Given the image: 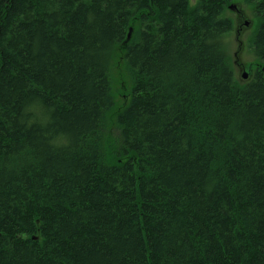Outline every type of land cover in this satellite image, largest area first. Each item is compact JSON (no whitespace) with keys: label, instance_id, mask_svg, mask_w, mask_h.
<instances>
[{"label":"trees","instance_id":"16d2710c","mask_svg":"<svg viewBox=\"0 0 264 264\" xmlns=\"http://www.w3.org/2000/svg\"><path fill=\"white\" fill-rule=\"evenodd\" d=\"M0 264H264V0H0Z\"/></svg>","mask_w":264,"mask_h":264},{"label":"rangeland","instance_id":"374dc122","mask_svg":"<svg viewBox=\"0 0 264 264\" xmlns=\"http://www.w3.org/2000/svg\"><path fill=\"white\" fill-rule=\"evenodd\" d=\"M191 3L194 4L195 0H191ZM242 12V16L245 22H248L247 26L243 25V21L237 19V16L233 12L227 11V16L231 17L233 20V29L234 31L227 38L228 52L231 55L232 64L235 70V76L241 82L249 80L252 75L253 69L256 67L252 53L250 52V38L255 30V21L249 10L244 4H237ZM242 23V25H240ZM240 27L241 31L237 30ZM120 70L123 71V68ZM124 73V71H123ZM125 74V73H124ZM246 75V79L242 78V75ZM124 79L120 78L119 80L114 81V93L116 95V105L123 103L126 100V90L127 85Z\"/></svg>","mask_w":264,"mask_h":264},{"label":"flooded vegetation","instance_id":"af4514ba","mask_svg":"<svg viewBox=\"0 0 264 264\" xmlns=\"http://www.w3.org/2000/svg\"><path fill=\"white\" fill-rule=\"evenodd\" d=\"M233 13L237 16V19H238V20H240V19L242 20V19H243V16H242V14H241L240 11L237 10V11H235V12H233ZM242 21H243V25H244V26H247L246 23H248V22H245L244 20H242ZM240 25H242V23H241ZM240 31H241V29H240V27H239L238 30H237V34H238V32H240Z\"/></svg>","mask_w":264,"mask_h":264},{"label":"water","instance_id":"95a60500","mask_svg":"<svg viewBox=\"0 0 264 264\" xmlns=\"http://www.w3.org/2000/svg\"><path fill=\"white\" fill-rule=\"evenodd\" d=\"M228 8H229L230 11H233V12L237 11L236 5H230ZM246 25H248V23H246ZM129 37H130V33L128 34V37L127 38L129 39ZM242 78L246 79V75L243 74L242 75Z\"/></svg>","mask_w":264,"mask_h":264},{"label":"bare ground","instance_id":"6f19581e","mask_svg":"<svg viewBox=\"0 0 264 264\" xmlns=\"http://www.w3.org/2000/svg\"><path fill=\"white\" fill-rule=\"evenodd\" d=\"M228 10H229V9H228ZM229 12H233V11H230V10H229Z\"/></svg>","mask_w":264,"mask_h":264}]
</instances>
